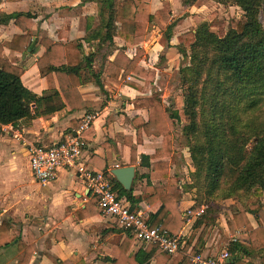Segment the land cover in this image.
Here are the masks:
<instances>
[{
  "label": "crops",
  "instance_id": "1",
  "mask_svg": "<svg viewBox=\"0 0 264 264\" xmlns=\"http://www.w3.org/2000/svg\"><path fill=\"white\" fill-rule=\"evenodd\" d=\"M221 6L225 7L221 0H196L193 4H185L184 0H150L148 10L155 18L141 44L144 53L139 62L148 75L132 73L131 81L137 85L132 86L121 80V73L117 78L110 77L107 66L121 49L133 58L136 46L118 36L112 43L84 39L88 33L102 27L101 5L97 0H0V41H10L15 35L26 33L14 19L3 22L4 15L18 12L33 15L34 33L29 48L23 52L6 47L3 54L13 64L24 68L22 81L38 96L50 88L38 66V60L45 52L41 44L43 37L62 44L78 41L84 45L83 56L96 53L85 73L89 79L78 87L82 100L75 101L76 107L72 108L66 102L64 108L53 114L24 118L17 124L0 128V224L11 221L10 234L16 238L9 246L0 247V264H18L23 258L24 250L19 241L26 246L32 242L35 247L30 264H136L133 263L135 256L149 245L136 238H128V230L102 216L98 203H93L94 197L76 170L61 167L55 180L46 185L38 182L31 168L27 143L53 146L68 138L84 115L96 113L97 118L84 133L88 146L79 162L108 173L117 167L134 166L131 188L136 201L133 204L150 218L155 210L147 201L151 196L147 190V175L153 172L154 163L159 159H152V166L146 167L141 164V156L154 154L163 146V137L148 136L137 130L134 120L147 121L149 111L136 107L134 101L150 97L154 92L169 91L170 80L174 73L179 72L184 59L179 50L180 36L195 31L201 23H208L205 14L210 8L219 9ZM97 78L101 82H97ZM54 80L59 88L55 75ZM85 101L87 105L79 104ZM16 130L20 137L15 135ZM176 136L177 132L174 133L172 155L162 160L169 161V176L177 175L179 186L183 187L192 181L177 171ZM132 148H136V163H132ZM150 181L152 185H160L167 183L168 179L152 178ZM195 203L194 193L185 191L179 203L185 219L179 233L184 234L185 240L191 236L197 221L196 218L187 223L185 213ZM262 203L264 209V196ZM236 204L235 199L221 202V211L204 237L202 253L220 252L218 248L229 231L228 220L233 217L231 207ZM224 211L229 215L222 222ZM247 215L252 225L257 227L259 223L254 215ZM202 227L187 251L166 254L167 257L171 259L179 253L189 257L188 253H194L191 250ZM107 229L113 230L104 235ZM233 235H237L236 242L249 243L246 228L237 229ZM232 242L230 238L228 246ZM246 258L243 256L242 259L249 262L250 259ZM147 264H171V261L158 262L154 255Z\"/></svg>",
  "mask_w": 264,
  "mask_h": 264
},
{
  "label": "trees",
  "instance_id": "2",
  "mask_svg": "<svg viewBox=\"0 0 264 264\" xmlns=\"http://www.w3.org/2000/svg\"><path fill=\"white\" fill-rule=\"evenodd\" d=\"M97 1L101 5L102 27L88 33L84 39L112 43L118 36L136 46L133 58L121 49L107 66L110 77L117 78L121 73L122 81L135 86L128 76L132 73L148 75L139 62L144 53L141 44L155 18L148 10L150 0ZM195 1L184 0V3L193 4ZM228 1L221 0L222 3ZM232 2L244 15V19L236 21V25L230 22L228 29L219 34L211 29L210 24L201 23L195 31L180 36V53L189 59L179 69L180 81L186 86L184 106L175 110L167 107L160 94L154 92L150 97L134 101L136 107L149 111L147 121L136 119L134 125L148 136L163 137V146L154 154L141 156V164L146 167L152 166V159H159L154 163L153 172L147 175V190L151 193L147 201L155 210L149 218L151 226H162L171 234H178L185 223L179 203L183 193L190 190L195 194L194 211L199 210L202 203L211 206L207 213L197 217L191 236L184 239L182 250L189 249L203 226L191 250L202 253L204 237L221 211V202L235 199L237 204L231 207L233 217L228 220V226L234 232L246 228L249 243H230L229 250L235 257L233 263L239 264L243 256H247L251 259L246 264H264V25L260 17L264 0ZM11 19L26 33L15 35L10 41H0V128L17 124L24 118L53 114L64 108L66 102L72 108L76 107L75 101L82 100L78 87L89 79L85 73L96 54L92 52L83 56L84 45L78 41L62 44L43 37L41 44L45 52L39 58L38 66L50 88L38 96L24 85L21 78L24 68L13 64L3 54L6 47L23 52L29 48L34 33L33 15L12 13L4 15L2 21L9 22ZM54 75L59 88L54 84ZM97 82L101 81L97 78ZM32 104L36 105L34 109ZM79 104L87 105L88 102ZM186 120L188 123L183 131L189 141L195 171L191 174L192 182L180 187L179 177L169 176V161L162 158L172 155L174 133ZM132 154V163H136V148H132ZM152 178H167L168 182L152 185ZM112 182L118 196H126L135 203L133 187L126 190L115 177ZM93 200V203H98L96 197ZM248 213L258 221L257 227L252 225ZM10 229L11 221L0 224V247L15 242ZM112 230L107 229L104 235ZM128 233V238H136L131 231ZM19 245H22L24 256L18 264H30L35 249L33 243L26 246L19 241ZM154 255L158 262L170 260L171 264H192L183 253L168 258L154 244L140 251L133 263L147 264ZM53 260L58 263L57 259Z\"/></svg>",
  "mask_w": 264,
  "mask_h": 264
},
{
  "label": "built area",
  "instance_id": "3",
  "mask_svg": "<svg viewBox=\"0 0 264 264\" xmlns=\"http://www.w3.org/2000/svg\"><path fill=\"white\" fill-rule=\"evenodd\" d=\"M128 76V80H132ZM36 107L32 104V109ZM96 113H88L81 119L80 125L64 141L53 146H43L27 143L30 164L37 181L46 185L55 180L59 168L65 167L76 170L85 186L93 197L98 199V205L103 217L108 218L122 228L131 231L136 239L145 245H157L162 253L173 255L182 251L184 234H171L162 226H151L149 217L125 196H118L114 190L112 176L102 170L94 169L79 162L81 155L88 146L84 137L95 119ZM15 135L20 137L18 130ZM205 212V206L197 211L192 208L186 210V222L190 223ZM233 242L238 240L237 235L231 237ZM192 264H234V256L229 249L206 255L204 253H188Z\"/></svg>",
  "mask_w": 264,
  "mask_h": 264
},
{
  "label": "rangeland",
  "instance_id": "4",
  "mask_svg": "<svg viewBox=\"0 0 264 264\" xmlns=\"http://www.w3.org/2000/svg\"><path fill=\"white\" fill-rule=\"evenodd\" d=\"M223 4H225V7L221 6L219 9H215L214 7H212L210 8V11L205 14L207 19L209 20L208 23L211 25V29L219 34L228 29V27L230 26V22L236 25V21H241L244 19L243 11L238 6L233 4L232 0ZM260 17L264 25V7L262 8ZM188 62L189 59L184 58L182 60V65H186ZM170 81L171 85L169 87V91L163 90L158 93L160 94L161 99L164 101L167 107H171L174 110L181 109L184 106V91L186 89V86L182 85L179 72L174 73ZM187 123L188 121L186 120L179 124L177 128L175 153L177 155V171H179V173L182 174L185 178L190 177L192 181L191 174L195 171V165L191 156L189 141L183 131V127ZM201 206H205V212L203 213L205 214L209 211V207L211 205L202 203ZM227 215L229 214L224 211L223 215H221L222 218L220 217L222 219V222H224V218ZM235 233L236 232L232 231L229 228V231L227 232V238L220 244L218 251H221L223 248L226 249L227 247H229L228 242L231 238L230 235H233ZM247 258L251 259L250 257ZM246 263L247 262L244 259L240 260L239 262V264Z\"/></svg>",
  "mask_w": 264,
  "mask_h": 264
},
{
  "label": "water",
  "instance_id": "5",
  "mask_svg": "<svg viewBox=\"0 0 264 264\" xmlns=\"http://www.w3.org/2000/svg\"><path fill=\"white\" fill-rule=\"evenodd\" d=\"M112 173L126 190L131 189L135 176L134 166L117 167L113 169Z\"/></svg>",
  "mask_w": 264,
  "mask_h": 264
}]
</instances>
